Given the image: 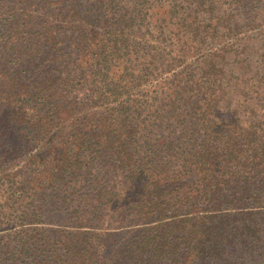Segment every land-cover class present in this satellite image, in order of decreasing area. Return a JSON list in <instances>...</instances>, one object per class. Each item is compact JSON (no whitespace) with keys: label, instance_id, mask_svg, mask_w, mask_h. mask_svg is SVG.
I'll return each instance as SVG.
<instances>
[{"label":"trees","instance_id":"obj_1","mask_svg":"<svg viewBox=\"0 0 264 264\" xmlns=\"http://www.w3.org/2000/svg\"><path fill=\"white\" fill-rule=\"evenodd\" d=\"M0 264H264V0H0Z\"/></svg>","mask_w":264,"mask_h":264},{"label":"rangeland","instance_id":"obj_2","mask_svg":"<svg viewBox=\"0 0 264 264\" xmlns=\"http://www.w3.org/2000/svg\"><path fill=\"white\" fill-rule=\"evenodd\" d=\"M4 232H5V231H1V230H0V235H2Z\"/></svg>","mask_w":264,"mask_h":264}]
</instances>
